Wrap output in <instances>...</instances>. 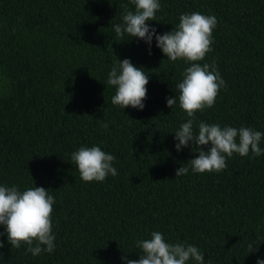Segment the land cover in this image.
<instances>
[{"label":"trees","instance_id":"obj_1","mask_svg":"<svg viewBox=\"0 0 264 264\" xmlns=\"http://www.w3.org/2000/svg\"><path fill=\"white\" fill-rule=\"evenodd\" d=\"M133 7L130 0H0V182L49 188L56 234L55 250L37 256L5 242L0 264H122V255L138 258L135 241L152 230L196 245L205 264L264 258V154L234 153L219 172L175 176L198 155L192 146L174 148L172 131L188 117L166 105L187 65L166 59L155 40L149 55L142 40L115 35L112 25ZM192 11L217 18L200 62L215 61L226 82L194 123L264 132V0H161L158 21L146 22L162 33ZM116 57L149 74L142 110L111 103L114 87L103 81ZM82 144L113 153L118 174L83 181L70 161ZM251 240L256 252H248Z\"/></svg>","mask_w":264,"mask_h":264},{"label":"clouds","instance_id":"obj_2","mask_svg":"<svg viewBox=\"0 0 264 264\" xmlns=\"http://www.w3.org/2000/svg\"><path fill=\"white\" fill-rule=\"evenodd\" d=\"M133 8H125L120 20L112 29L120 40H142L148 46L151 55L153 40L166 59H181L187 65L181 73L182 78L175 83V95L166 97V105H173L184 110L188 119L181 122L174 132V148L181 151L192 146L198 155L175 169V176L193 173L219 172L227 167L226 159L234 153L247 156L249 152L259 157L264 154L260 146L264 132L250 126L239 127L203 120L194 123L196 112L211 107L220 89L226 86L215 61L209 64L204 60L211 51L213 29L217 25L214 14L199 11L182 12L178 24L171 30L159 32L154 24L146 21L157 20L161 0H130ZM149 74L145 68L134 64L129 57L119 59L107 72L106 86L114 87L111 103L122 108L130 106L142 110L145 106ZM107 127V123L102 125ZM204 146V147H200ZM116 157L105 151L100 145L82 144L70 153V161L85 181H103L107 176H116L114 166ZM44 186L11 185L0 182V248L5 242L11 248L25 245V251L33 256L55 250L56 234L52 230L51 213L55 203L54 195ZM258 241L251 240L246 247L248 252H256ZM139 249L138 258L130 259L127 255L120 257L122 264H205L204 252L196 245L166 239V234L159 230L150 231L146 237L139 238L134 245ZM255 264H264V258L257 256Z\"/></svg>","mask_w":264,"mask_h":264}]
</instances>
